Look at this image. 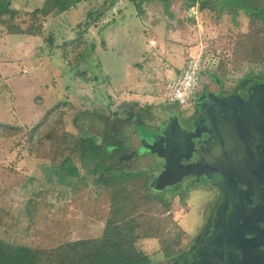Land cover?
<instances>
[{
    "label": "rangeland",
    "instance_id": "rangeland-1",
    "mask_svg": "<svg viewBox=\"0 0 264 264\" xmlns=\"http://www.w3.org/2000/svg\"><path fill=\"white\" fill-rule=\"evenodd\" d=\"M1 1L17 9L12 23L42 26L43 33H9L0 21V238L44 249L98 238L118 198L125 200L128 218L156 223L143 232L137 246L151 264L165 263L200 227L197 214L208 201L207 193H182L180 200L172 197L175 191L165 195L151 189L149 177L158 171L160 159L149 154L135 155L120 167L119 172L142 171L136 178L114 185L98 181L102 173H90L93 164L85 166L79 151L70 153V145L81 133L79 125L99 137L108 126L94 116L81 120L78 115L88 110L112 115L123 109L122 101H138L146 109L144 123L164 121L166 76L161 79L155 67L164 65L166 47L172 50L173 67L177 60L185 63L186 47H203L211 59L205 80L211 73L224 85L239 84L248 73L264 70V61L254 56L264 52L263 23L243 9L235 16L227 10L220 13L227 0H210L203 9V0L194 6L173 0L171 14L151 1L143 0L139 9L132 0H87L49 16L32 15L44 0ZM253 3L263 5L264 0ZM93 18L97 22L91 24ZM132 120L115 119L110 126H123L121 138L115 132L111 136L122 139L129 153L130 142L140 145L134 127L138 121ZM68 156L81 177L62 167Z\"/></svg>",
    "mask_w": 264,
    "mask_h": 264
},
{
    "label": "flooded vegetation",
    "instance_id": "flooded-vegetation-1",
    "mask_svg": "<svg viewBox=\"0 0 264 264\" xmlns=\"http://www.w3.org/2000/svg\"><path fill=\"white\" fill-rule=\"evenodd\" d=\"M261 83L229 86L217 75L209 73L206 80L203 76L191 106L163 103L168 111L164 121L146 123L143 136L136 129L140 145L130 142L132 152L120 155L122 159L124 155L127 157L118 160V167L135 155L149 154L155 161V157L160 159L155 165L158 171L149 177L150 187L156 192L166 195L175 191L172 197L180 200L184 197L182 193L189 195L191 191L208 195V201L203 202L201 213L197 214L201 223L192 238L166 257L165 263L157 264H264V179L259 172V166L264 165V122L251 121L245 125L243 121L247 109L255 110L246 104L251 105L249 98L254 86ZM137 124L141 123H135V128ZM166 131L170 133L162 138ZM247 135L256 137L250 145L244 141ZM168 138L178 139L179 144L192 142L195 150L176 146L170 154L165 143ZM146 142H158L174 162L173 166L182 168L189 162L197 163V173L176 182L170 172L160 178L167 159L150 150ZM181 150L194 152L189 159L181 157L178 164L172 155Z\"/></svg>",
    "mask_w": 264,
    "mask_h": 264
},
{
    "label": "trees",
    "instance_id": "trees-1",
    "mask_svg": "<svg viewBox=\"0 0 264 264\" xmlns=\"http://www.w3.org/2000/svg\"><path fill=\"white\" fill-rule=\"evenodd\" d=\"M86 1L87 0H44L42 7L32 11V15L41 14L43 16H49L57 9L61 12H68L70 9L72 10V8H77L78 4ZM132 1L139 9H141L142 2L144 1L164 2L166 4L172 2V0ZM209 1L210 0H203L200 7L202 9L207 7ZM227 1L228 3L222 5L218 9L220 13L227 10L235 16L237 10L243 9L250 18L257 17L264 25V3L263 5L256 6L253 0ZM186 2L189 6H194L198 0H186ZM17 13V9L11 7L9 3H3L0 0V21H4L3 23H5L9 29V33H26L30 35L43 33L42 26L29 25L26 28H22L17 23H12L11 20ZM90 17H93L92 14H90ZM95 20L97 19L93 18L91 24L97 22ZM89 24V22L85 24L87 29ZM249 41L252 42L251 37ZM247 45H249V43ZM254 56H258V59L264 61V52ZM251 82L264 83V70L257 73L250 72L241 80V83ZM119 107L123 109L114 111L112 115H106L104 112L94 113L90 110L84 111L82 114L78 115V118L81 120L89 116H94L95 119L98 120L102 119L108 126V132L99 137L87 131L84 125L81 124L79 125L81 133L75 137L73 143L70 145V153L72 154L79 151L85 166L93 164L89 172L94 174H98L99 172L102 173L103 176H99L97 180L107 185H114L122 180L136 178L143 173L142 171L135 173L125 170L119 172V156L127 152L128 147L122 139H112L111 136L112 133L115 132L117 137L121 138L123 126L114 130H111L110 126L115 119L121 123L123 121L128 122L135 119L141 123L136 125V129L141 136H143L147 126L146 123H144L145 121L142 115L145 114L146 109L142 107L138 101H122ZM148 108H151V106H148ZM122 114H126V117ZM47 137L51 138V135L49 134ZM62 167L69 174L78 178L81 177L79 168L75 165L70 156L64 159ZM116 170L118 171L116 172ZM106 174L108 175L105 176ZM124 209L125 200L120 201L116 198L111 216L106 222L102 235L98 238L72 240L50 249L12 244L0 238V264H149L151 259L138 248L137 240L144 236L145 230L153 229V227L156 228L157 225L152 220L149 221L148 224H140L134 219L128 218Z\"/></svg>",
    "mask_w": 264,
    "mask_h": 264
},
{
    "label": "water",
    "instance_id": "water-1",
    "mask_svg": "<svg viewBox=\"0 0 264 264\" xmlns=\"http://www.w3.org/2000/svg\"><path fill=\"white\" fill-rule=\"evenodd\" d=\"M249 100H250L249 103L251 105L246 104V106L248 108L249 107H253L255 110L253 112V110L251 111L250 109H247L248 115L243 117L244 124L245 125L249 124L251 121L252 122L253 121L254 122H259V123L260 122H264V83L257 84V85L254 86V91L251 94ZM245 112H246V110H245ZM251 115H253V116L251 117ZM169 133L170 132L166 131V132L163 133V135L161 137L165 138ZM254 138H256V137L255 136H251V135H247L246 139L244 137V141H247L246 143L250 145L252 142H254V140H252ZM165 143H166L167 147H169V149L171 150L170 154H172L173 149L174 150L176 149L175 148L176 146H180V147L183 146V149H185V150H188L189 147L191 149L195 150L193 148V146H192V142L191 143L183 142V144H181V142H180V144H179V140L178 139L176 140V139L168 138ZM145 144L150 150L158 151L159 153L164 155V157L167 159L166 160L167 165H165L164 170L162 171V173H160V175H159L160 178L162 176H164L165 173L167 174V173L170 172V174H172V177L174 178L173 182H176V181H179V180H183L184 177H188V176H191V175L197 173V171H196V164L197 163L189 162L186 165H183L182 168L176 167L175 165L173 166L174 162L171 161L170 160L171 158L166 154V152H164L163 149H161L158 146V144H159L158 142L156 144L155 143L154 144H149V143L146 142ZM193 150L189 151L190 154H188V152H183L182 150L176 152V154L174 153V155H172V156H174L175 163L177 162L179 164L180 163L179 159L181 157H186V159H189V157H191L190 155L192 154L191 152ZM212 152H215V151H212ZM245 152H246V149H245ZM180 166H181V164H180ZM259 172H260V178L264 179V165L263 166H261V165L259 166ZM169 180L172 181V179H169ZM154 183L155 182H153V185H155Z\"/></svg>",
    "mask_w": 264,
    "mask_h": 264
},
{
    "label": "built area",
    "instance_id": "built-area-1",
    "mask_svg": "<svg viewBox=\"0 0 264 264\" xmlns=\"http://www.w3.org/2000/svg\"><path fill=\"white\" fill-rule=\"evenodd\" d=\"M210 61V57L203 51L196 56L188 57L181 71L167 80L166 101L174 102L181 107L191 106Z\"/></svg>",
    "mask_w": 264,
    "mask_h": 264
},
{
    "label": "crops",
    "instance_id": "crops-1",
    "mask_svg": "<svg viewBox=\"0 0 264 264\" xmlns=\"http://www.w3.org/2000/svg\"><path fill=\"white\" fill-rule=\"evenodd\" d=\"M148 2V1H147ZM172 3H173V0H172V2L170 3V4H166V3H164V2H154V1H151L150 2V4H152V5H158L159 7H162V8H164V12L165 13H169V14H171L172 13V11H171V9H170V7L172 6ZM144 6V5H143ZM141 12H144V10L143 11H141ZM153 42H156L154 39L153 40H150L149 41V44H150V46H151V43L152 44H154ZM165 50V52H167V56L168 57H166V60H165V62H164V65L161 67V65H160V68H159V66H157V67H155V71L157 72V74H160V76H163V77H161V79L163 78H165V76H166V79H165V81H163V86H164V97L165 98H162V102L163 101H165L166 100V83H167V80L168 79H170V78H173L174 76H176L180 71H181V69L184 67V65H185V63H186V61H187V59H188V57H190V56H196V55H198L200 52H204L205 54H206V52H205V50L203 49V47H201V48H198V49H195L194 50V47H186L185 48V51L183 52V55H182V58L184 59V61H185V63H183V64H180L179 62H178V60H177V62H176V64H175V67H173L171 64H170V60L172 61V58H171V56L173 55V53H172V50L171 49H169V48H165L164 49ZM187 54V55H186ZM172 62H174V61H172ZM175 63V62H174ZM180 64V65H179ZM167 65H169L170 66V68H168L167 67ZM140 66H141V64H140ZM130 78V77H129ZM127 83L129 82V79H128V81H126ZM123 84H126V83H123ZM117 88H119V87H115V89H117ZM149 97H152L151 96V94H149L148 95ZM77 239H80V238H77ZM77 239H73V240H77Z\"/></svg>",
    "mask_w": 264,
    "mask_h": 264
}]
</instances>
